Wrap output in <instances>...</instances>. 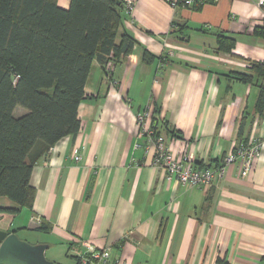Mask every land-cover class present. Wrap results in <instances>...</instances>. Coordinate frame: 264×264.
Instances as JSON below:
<instances>
[{
  "label": "crops",
  "instance_id": "0c3cea01",
  "mask_svg": "<svg viewBox=\"0 0 264 264\" xmlns=\"http://www.w3.org/2000/svg\"><path fill=\"white\" fill-rule=\"evenodd\" d=\"M257 3L134 0L116 39L127 33L136 41L133 52L110 63L109 76L92 62L78 133L33 166L31 209L0 197V230L47 235L50 242L40 236L34 242L47 245L45 252L62 246L74 264L86 244L106 249V264H264V144L248 173L240 175L234 164L209 188L189 187L152 166L136 124L149 105L173 156L192 153L204 168L221 166L250 136L264 142V124L252 130L256 117L238 135L242 115L252 119L258 92L234 77L249 62H264V38L253 34L264 23ZM57 5L66 10L70 0ZM220 33L234 40L232 54L218 50ZM143 49L154 57L149 64L141 61ZM24 113L17 108L14 115Z\"/></svg>",
  "mask_w": 264,
  "mask_h": 264
},
{
  "label": "trees",
  "instance_id": "16d2710c",
  "mask_svg": "<svg viewBox=\"0 0 264 264\" xmlns=\"http://www.w3.org/2000/svg\"><path fill=\"white\" fill-rule=\"evenodd\" d=\"M116 2L70 0L64 10L57 0H0V197L19 210L33 206L36 190L30 175L37 160L79 131L77 111L87 97L84 86L92 62L109 76L110 63H122L133 52L136 41L127 33L116 42L124 12L123 3ZM253 34L264 38V23ZM216 44L219 51L232 54L235 42L220 33ZM153 58L142 50L143 63ZM234 77L258 91L252 119L248 115L239 119V135L255 117L264 115V62H249L246 72ZM17 108L25 113L15 116ZM153 127L161 133L155 119Z\"/></svg>",
  "mask_w": 264,
  "mask_h": 264
},
{
  "label": "built area",
  "instance_id": "2783aa9c",
  "mask_svg": "<svg viewBox=\"0 0 264 264\" xmlns=\"http://www.w3.org/2000/svg\"><path fill=\"white\" fill-rule=\"evenodd\" d=\"M123 3L124 12L130 14L133 10L134 0H120ZM172 6L176 4L182 7H190L194 0H170ZM182 1V2H181ZM257 6L264 11V0H258ZM264 124V115L253 123V129ZM138 127L137 137L144 141L146 153H152V166L162 169L167 177L174 178L182 185L189 187L209 188L215 177L221 175L227 166L237 164L240 175L250 171L252 164L260 157V151L264 142L257 137L250 136L247 144L240 146L235 151H231L223 159L221 166L213 168H198L195 166L193 154L189 153L181 159L175 158L167 144L163 132L157 134L153 127L152 108L148 105L137 116ZM51 149V148H50ZM49 149V150H50ZM48 150V151H49ZM75 161H80V157H74ZM87 252L80 259V264H106L108 251L98 249L90 244H86ZM122 264V263H116Z\"/></svg>",
  "mask_w": 264,
  "mask_h": 264
},
{
  "label": "water",
  "instance_id": "95a60500",
  "mask_svg": "<svg viewBox=\"0 0 264 264\" xmlns=\"http://www.w3.org/2000/svg\"><path fill=\"white\" fill-rule=\"evenodd\" d=\"M117 6L120 1L117 0ZM47 245H30L14 233L0 230V264H55L45 258Z\"/></svg>",
  "mask_w": 264,
  "mask_h": 264
},
{
  "label": "rangeland",
  "instance_id": "374dc122",
  "mask_svg": "<svg viewBox=\"0 0 264 264\" xmlns=\"http://www.w3.org/2000/svg\"><path fill=\"white\" fill-rule=\"evenodd\" d=\"M252 90L255 92L257 91V88L252 87ZM249 103L252 105L253 103V98L250 97L249 99ZM42 238L45 241H51L50 238L47 235H43L40 233H33V234H29V235H23V234H19L18 238L21 239V237H26V240H22L25 241L26 243L30 244V245H38L36 244L34 241L36 239ZM62 246H54L52 247L50 250H48V252H45V258L51 262H54L55 264H74V260L71 257H68L65 253V251H62ZM52 255H55V259L52 258Z\"/></svg>",
  "mask_w": 264,
  "mask_h": 264
}]
</instances>
